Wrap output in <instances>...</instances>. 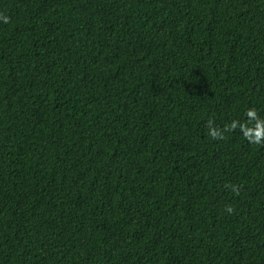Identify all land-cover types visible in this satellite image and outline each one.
Masks as SVG:
<instances>
[{
	"label": "trees",
	"instance_id": "trees-1",
	"mask_svg": "<svg viewBox=\"0 0 264 264\" xmlns=\"http://www.w3.org/2000/svg\"><path fill=\"white\" fill-rule=\"evenodd\" d=\"M0 14V264H264V0Z\"/></svg>",
	"mask_w": 264,
	"mask_h": 264
},
{
	"label": "clouds",
	"instance_id": "clouds-1",
	"mask_svg": "<svg viewBox=\"0 0 264 264\" xmlns=\"http://www.w3.org/2000/svg\"><path fill=\"white\" fill-rule=\"evenodd\" d=\"M0 20L8 23V17L0 14ZM208 135L214 140H223L226 138V133L239 130L243 138L252 145L264 146V118H262L257 109L249 108L245 113L243 121L233 120L225 124L222 128L215 126L213 120L207 122ZM233 191H238V186H228ZM230 211H235L231 206H227Z\"/></svg>",
	"mask_w": 264,
	"mask_h": 264
}]
</instances>
